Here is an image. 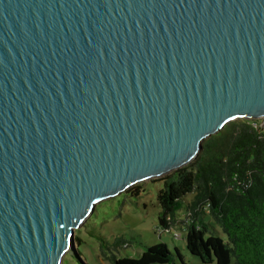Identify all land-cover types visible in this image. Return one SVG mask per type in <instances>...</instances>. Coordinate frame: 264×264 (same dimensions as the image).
Returning a JSON list of instances; mask_svg holds the SVG:
<instances>
[{
	"label": "water",
	"instance_id": "obj_1",
	"mask_svg": "<svg viewBox=\"0 0 264 264\" xmlns=\"http://www.w3.org/2000/svg\"><path fill=\"white\" fill-rule=\"evenodd\" d=\"M236 118H264V0H0V264H61Z\"/></svg>",
	"mask_w": 264,
	"mask_h": 264
},
{
	"label": "trees",
	"instance_id": "obj_2",
	"mask_svg": "<svg viewBox=\"0 0 264 264\" xmlns=\"http://www.w3.org/2000/svg\"><path fill=\"white\" fill-rule=\"evenodd\" d=\"M156 181L162 183L157 228L170 230L179 221L187 250L203 264H264V126L254 127L249 119L225 123L202 141L193 159ZM140 191L135 185L128 192ZM98 238L112 264H173L175 257L185 264L178 249L170 251L164 242L131 257L116 255L131 242L122 235L111 242ZM75 242L81 240L74 237Z\"/></svg>",
	"mask_w": 264,
	"mask_h": 264
},
{
	"label": "rangeland",
	"instance_id": "obj_3",
	"mask_svg": "<svg viewBox=\"0 0 264 264\" xmlns=\"http://www.w3.org/2000/svg\"><path fill=\"white\" fill-rule=\"evenodd\" d=\"M167 173L138 181L117 195L95 203L89 215L74 228V237H78L81 242L72 244L70 251L64 254L61 264H112L102 256L98 237L102 236L111 242L114 237L121 235L131 242L120 248L116 252L117 256L137 257L147 246L164 242L170 251L178 249L185 264H203L187 250L185 233L179 230V221L170 230L157 228L160 212L157 194L162 183L156 180ZM135 185L141 186L138 195L128 192ZM191 198L192 194L187 195L186 201ZM183 215L184 210H179L176 219ZM175 231L180 233L179 237L173 236ZM215 232L223 235L217 226ZM173 264L182 262L175 257Z\"/></svg>",
	"mask_w": 264,
	"mask_h": 264
},
{
	"label": "built area",
	"instance_id": "obj_4",
	"mask_svg": "<svg viewBox=\"0 0 264 264\" xmlns=\"http://www.w3.org/2000/svg\"><path fill=\"white\" fill-rule=\"evenodd\" d=\"M249 120H251V124L254 126V127H257V126H261V124L264 122V118H258V119H249ZM259 121V122H258ZM257 123L259 124V125H257ZM178 231H175L173 234H174V237H179L180 236V233H179V235H178Z\"/></svg>",
	"mask_w": 264,
	"mask_h": 264
}]
</instances>
